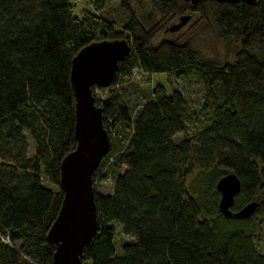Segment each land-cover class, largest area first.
I'll list each match as a JSON object with an SVG mask.
<instances>
[{"label": "trees", "instance_id": "16d2710c", "mask_svg": "<svg viewBox=\"0 0 264 264\" xmlns=\"http://www.w3.org/2000/svg\"><path fill=\"white\" fill-rule=\"evenodd\" d=\"M71 1L0 0V264H50L46 232L62 197L58 166L75 144L70 61L90 42L118 38L129 52L109 85L94 86L108 89L93 97L109 148L92 173L96 231L81 263L264 264L255 244L264 220V0H149L158 15L149 27L119 0L126 13L119 30L96 13L73 15ZM86 1L94 11L105 3ZM206 6L217 36L238 43L231 61L202 60L186 41L153 43L172 18H202ZM133 69L195 76L196 104L158 85L130 112L115 88ZM227 172L240 186L230 211L257 203L247 219L218 211L215 183ZM106 173L111 190L99 192L95 178ZM113 223L130 238L117 255Z\"/></svg>", "mask_w": 264, "mask_h": 264}, {"label": "water", "instance_id": "95a60500", "mask_svg": "<svg viewBox=\"0 0 264 264\" xmlns=\"http://www.w3.org/2000/svg\"><path fill=\"white\" fill-rule=\"evenodd\" d=\"M195 4L199 0H187ZM234 2L237 0H219ZM252 3L255 0H242ZM182 22L188 19L181 16ZM124 38L103 39L82 46L71 58L69 85L74 99V147L59 162L58 186L62 192L57 214L46 232L52 247L50 264H81V252L96 231L92 173L109 148V137L101 123L99 107L91 88L110 84L119 60L129 52ZM239 180L233 172L219 177L218 211L224 217L247 219L257 203L250 202L231 212Z\"/></svg>", "mask_w": 264, "mask_h": 264}, {"label": "rangeland", "instance_id": "374dc122", "mask_svg": "<svg viewBox=\"0 0 264 264\" xmlns=\"http://www.w3.org/2000/svg\"><path fill=\"white\" fill-rule=\"evenodd\" d=\"M73 7V15L79 17L84 10L96 13L113 21L115 29L119 30L122 22L126 18L125 11L120 7L119 0H105L101 10L94 11L86 0L71 1ZM130 7L134 10L139 22L144 27H149L156 23L158 15L152 7L149 0H128ZM188 19L182 22L181 16L174 17L165 27L156 35L153 43L159 39L165 38L176 40L178 42L186 41L197 52L202 60H206L215 64H222L231 61L234 53L238 49L237 42L225 43L216 34L211 13L206 6L205 16L199 18L195 12L185 13ZM183 15V16H184ZM161 85L163 91L167 94L172 89H178L183 92L189 99L192 105L196 104L200 92V83L195 76H173L165 73L151 74L145 73L138 69H133L129 77H120L116 84V91L119 94L121 103L133 112L138 104L144 102L150 97L151 91L155 86ZM108 89L93 88V96L96 98H104L107 95ZM124 131V130H120ZM122 133V132H121ZM184 135H176L173 140L180 141ZM27 140V155H32V146L29 138ZM191 177H187V181ZM42 184L48 188L54 189L45 180ZM94 187L99 192H109L112 187V179L109 173H106L101 178H95ZM260 230L256 234V249L264 254V220H259ZM114 240L113 247L116 255L120 253L122 244L130 241V238L124 236L120 232L118 224L113 223ZM82 264V263H81ZM83 264H90L84 262Z\"/></svg>", "mask_w": 264, "mask_h": 264}]
</instances>
